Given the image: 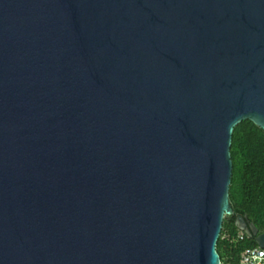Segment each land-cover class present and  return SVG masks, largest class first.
Listing matches in <instances>:
<instances>
[{
	"label": "water",
	"instance_id": "obj_1",
	"mask_svg": "<svg viewBox=\"0 0 264 264\" xmlns=\"http://www.w3.org/2000/svg\"><path fill=\"white\" fill-rule=\"evenodd\" d=\"M243 120L264 0H0V264H220Z\"/></svg>",
	"mask_w": 264,
	"mask_h": 264
},
{
	"label": "trees",
	"instance_id": "obj_2",
	"mask_svg": "<svg viewBox=\"0 0 264 264\" xmlns=\"http://www.w3.org/2000/svg\"><path fill=\"white\" fill-rule=\"evenodd\" d=\"M229 153L233 213L223 219L216 252L220 264H239L241 252L257 244L236 228V217H246L258 233L264 232V131L249 120L241 121L233 129Z\"/></svg>",
	"mask_w": 264,
	"mask_h": 264
},
{
	"label": "built area",
	"instance_id": "obj_3",
	"mask_svg": "<svg viewBox=\"0 0 264 264\" xmlns=\"http://www.w3.org/2000/svg\"><path fill=\"white\" fill-rule=\"evenodd\" d=\"M239 264H264V247H247L239 258Z\"/></svg>",
	"mask_w": 264,
	"mask_h": 264
}]
</instances>
